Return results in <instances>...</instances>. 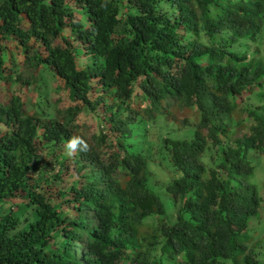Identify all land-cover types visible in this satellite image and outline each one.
I'll use <instances>...</instances> for the list:
<instances>
[{"label":"trees","instance_id":"trees-1","mask_svg":"<svg viewBox=\"0 0 264 264\" xmlns=\"http://www.w3.org/2000/svg\"><path fill=\"white\" fill-rule=\"evenodd\" d=\"M263 34L264 0L0 1V81L10 40L70 103L55 117L18 95L0 104V264H264V240L235 236L264 234V194L247 182L264 105L230 132L238 95L264 97ZM146 195L157 211H141ZM12 197L20 204L2 211Z\"/></svg>","mask_w":264,"mask_h":264},{"label":"rangeland","instance_id":"rangeland-1","mask_svg":"<svg viewBox=\"0 0 264 264\" xmlns=\"http://www.w3.org/2000/svg\"><path fill=\"white\" fill-rule=\"evenodd\" d=\"M2 1V0H0ZM78 19L82 18L78 17ZM264 35V34H263ZM56 44V43H55ZM249 44L248 42L246 43ZM3 48L6 50V65L10 68L9 75L5 80L0 81V104L7 106L9 98L13 95H18L22 98L24 108L27 112L31 111H43L48 116L55 117V115H60L63 111L69 106L68 91L63 87L61 82L56 80L51 73L44 67H38L34 69L28 65V63L23 62V57L20 52H17L14 44L10 40H5L2 42ZM252 49V46H248V49H245V53L249 52ZM264 48H261L260 51H263ZM248 54V53H247ZM83 61H87L86 58H81L78 56V63L83 65ZM14 71L11 75L10 72ZM263 86V80L261 81ZM259 91V90H258ZM264 92V88H263ZM235 102L237 103V110L239 113H236L230 122L231 133L238 137L241 133L244 132V125L246 124V109L250 106L253 109H259L261 105H264V97L259 98L257 95V89H252L249 93L243 92L239 94ZM77 123L85 126V136L88 137L93 133H96L97 128H99L98 123L93 119L89 114H80L78 116ZM245 121V122H244ZM248 124V123H247ZM238 125H241L240 127ZM168 134L169 137L174 138V135L169 131H161V135ZM143 135L151 136L152 132H147L143 130ZM142 137V136H141ZM233 135L230 136L227 140H224V143L232 144ZM40 153L41 159L50 162L48 169V175L54 176L55 170H53L52 165L56 169V163L54 159H50L49 149L41 150ZM207 156L210 158L213 155L211 150L207 151ZM250 161L254 166L253 174L248 177L247 182L257 190L259 195L264 194V153L263 154H253L249 155ZM210 167H215V164L212 163V159L209 163ZM56 179V178H55ZM59 182V179H56V183ZM151 196H144L140 199H137V204L140 206L141 211H146L150 209L151 212L157 211L158 203ZM163 210L165 215H169L173 212L171 202L169 198H165L163 201ZM2 211H5L7 208H13L15 205L20 204L19 198H8L4 201ZM264 207V201L262 202ZM157 214V213H155ZM24 217L28 219V222L32 221V212L31 209L25 210ZM149 221V219H147ZM257 223L263 227L264 225V213L258 214L254 219ZM256 227L254 224H252ZM247 234L241 233L240 229L237 228L235 231V236H240L236 239V242L245 243L247 246L256 245L260 240H264V234L256 237V228L252 229L249 226ZM256 241V242H255ZM239 244V243H238ZM261 247L259 248V251Z\"/></svg>","mask_w":264,"mask_h":264},{"label":"clouds","instance_id":"clouds-1","mask_svg":"<svg viewBox=\"0 0 264 264\" xmlns=\"http://www.w3.org/2000/svg\"><path fill=\"white\" fill-rule=\"evenodd\" d=\"M68 147H69L70 149H75V148H76V141L73 140L72 142H70L69 145H68Z\"/></svg>","mask_w":264,"mask_h":264}]
</instances>
